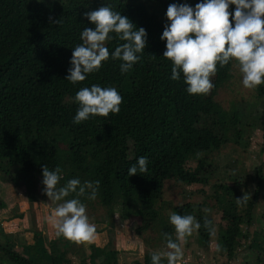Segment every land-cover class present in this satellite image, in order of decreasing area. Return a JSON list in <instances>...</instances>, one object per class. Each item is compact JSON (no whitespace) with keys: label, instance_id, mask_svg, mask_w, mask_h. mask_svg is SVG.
I'll return each mask as SVG.
<instances>
[{"label":"trees","instance_id":"obj_1","mask_svg":"<svg viewBox=\"0 0 264 264\" xmlns=\"http://www.w3.org/2000/svg\"><path fill=\"white\" fill-rule=\"evenodd\" d=\"M200 2L203 0H0V182L13 186L17 194L25 193L33 203L39 194L43 196L42 165L50 170L60 167L62 178L57 187L73 178L81 183L99 180L97 198L80 199L87 210L99 204L105 211L103 228L96 232L103 233L105 243L100 246L70 241L55 232L44 236L38 229L32 231L28 244L0 228V264H90L94 260L118 264L119 252L107 234L115 217L125 227L137 219L135 235L144 242L142 234H151L154 248L165 247L162 234L175 236L162 209V195L165 181L173 178L187 186H210L217 219L202 211L210 208L205 201L186 202L171 210L192 215L201 224L193 232L195 243L209 248L216 234V251L219 246L220 256L229 262L234 259L242 240L248 238L244 227L253 223L264 179L258 168L252 196L246 205L237 206L244 185L234 180L221 183L215 168L210 169L201 156L216 153L228 143L242 144L244 119L215 101L236 62L217 65L209 94L189 95L183 73L179 81L171 79L172 62L163 58L166 41L160 39L169 23L166 12L170 4L194 8ZM108 4L137 29L146 30L147 46L129 72L121 74V61L109 58L99 71L73 85L65 80L73 48L82 43L84 28H94L84 13ZM234 9L230 5L229 11ZM50 16L61 18L62 24H50ZM110 35L113 39L106 47L111 54L123 41ZM92 85L116 88L123 98L120 111L74 124L79 107L74 97ZM255 94L264 102V84L255 88ZM140 156H147L148 171L128 176V169ZM191 162L196 164L191 166ZM3 207L0 200V209ZM87 216L97 226L98 219ZM205 218L214 231L203 226ZM252 246L260 248L258 242ZM152 252L145 250L132 264H151Z\"/></svg>","mask_w":264,"mask_h":264},{"label":"clouds","instance_id":"obj_2","mask_svg":"<svg viewBox=\"0 0 264 264\" xmlns=\"http://www.w3.org/2000/svg\"><path fill=\"white\" fill-rule=\"evenodd\" d=\"M234 5V12L229 11ZM168 24L160 37L166 41L163 58L172 62L171 79L179 81L183 73L186 91L189 95H207L214 85L211 77L217 65L223 67L235 61L242 74L245 89H255L264 84V0H203L195 7L188 4H170L166 12ZM94 28H84L80 34L82 43L72 51L71 67L65 80L75 85L86 79L87 74L99 71L102 63L109 58L121 61V74L129 72L139 62L141 53L147 46V33L137 29L133 22L115 11L111 4L84 13ZM50 24L60 25L62 19L49 17ZM123 41L110 54L106 42L113 39ZM122 96L114 87L102 88L92 85L80 89L74 102L79 105L73 118L74 124H81L90 117H108L118 114ZM147 156H140L128 169V176L148 171ZM61 168L50 170L42 165L44 194L55 204L49 221L55 228L56 236L75 242H92L96 238V225L90 223L87 206L80 197L95 200L100 181H84L73 178L61 187ZM71 194L74 198L66 199ZM251 193L244 192L236 198L237 206H244ZM205 213L209 209H202ZM169 222L174 228V236L163 233L164 250L151 253V264H180L183 258L182 245L187 242L201 224L192 215L172 212ZM214 231L211 221L205 218L204 225ZM217 246V251H220Z\"/></svg>","mask_w":264,"mask_h":264},{"label":"rangeland","instance_id":"obj_3","mask_svg":"<svg viewBox=\"0 0 264 264\" xmlns=\"http://www.w3.org/2000/svg\"><path fill=\"white\" fill-rule=\"evenodd\" d=\"M215 101L226 111L236 110L244 119L242 144H225L218 152L202 155L201 159L211 165L210 169L215 168L214 172L221 183L231 184L234 180L240 185H244L241 190L242 193L249 192L252 196L257 183L256 171L258 168L260 169L259 177L264 179V102L256 97L255 89L250 90L243 87L242 74L236 64L232 66L230 79L218 90ZM195 164L196 162H191V166ZM214 179L211 178L210 181H214ZM261 187L259 199L253 212V223L250 227H244V232L247 233L248 238L242 240L243 245L237 249L232 261H227L224 256H220L216 251V234L213 235L211 246L206 249L195 243V234H193L192 239L182 245L183 258L180 264H264V182ZM42 194L43 196L39 194L37 201L29 203L25 193H21L29 203L27 214L23 215L28 218L22 217V222H26V220L29 222V228L24 230L25 233L35 229L53 231V225L50 223L48 215H51L56 205L50 203L43 191ZM211 195L212 189L209 185L193 184L187 186L173 178L165 181L161 205L164 214L170 216L174 206L186 202L201 203L205 201L210 207L207 208L209 209L207 213L217 219L218 211ZM94 208L88 209L86 214L93 219H98L96 229L102 230L105 211L99 204H96ZM41 209L42 212L39 213ZM138 224V220L134 219L129 227H125L118 217H115L111 221V225L108 226V238L111 239L113 246L119 252L118 264L134 263L137 258L142 257L145 250L157 251L153 246L154 239L151 234H142V237L145 238L144 242L135 235L134 231L137 230ZM20 226L22 227V225ZM4 227L8 230L18 226L15 224L14 227L8 225ZM3 233L9 235V232ZM16 236L18 237V234ZM0 240H3L1 235ZM26 242L29 243V241ZM30 242L32 243V238ZM99 242L105 243L104 239H99ZM253 242H258L260 248L250 247ZM82 243L85 245L86 242ZM164 248H158V250H164ZM85 251L89 253L88 248ZM163 261L167 263L166 259ZM90 264H98V262L96 263L94 260V263L90 262Z\"/></svg>","mask_w":264,"mask_h":264},{"label":"crops","instance_id":"obj_4","mask_svg":"<svg viewBox=\"0 0 264 264\" xmlns=\"http://www.w3.org/2000/svg\"><path fill=\"white\" fill-rule=\"evenodd\" d=\"M26 198L22 196L21 194H17L13 186L9 185L8 183H1L0 182V200L3 203L4 207L0 209V228L3 230V232H9V235H15L18 234L21 238H23L25 241H29L31 243V238H32V232H24V230L28 229L29 227V222L23 221L24 214H27V209H28V201L25 200ZM20 212V213H19ZM42 212V209L39 213ZM48 215V219H49ZM28 218V217H24ZM44 221V220H43ZM22 222V223H20ZM15 224H17L18 227H15L13 229H6L4 226H11L14 227ZM47 224V222H46ZM22 225V227L20 226ZM24 225V227H23ZM14 229H16L14 231ZM116 229V228H115ZM30 230V229H29ZM43 232L44 236H48V231H43L42 229H39ZM17 231V232H16ZM117 231V229H116ZM55 232V228L53 227V231ZM30 233V234H29ZM46 233V234H45ZM103 238V233L98 234L96 233V238L92 242H86L88 243H95L97 246H100L101 243L99 242V239ZM28 243V244H29Z\"/></svg>","mask_w":264,"mask_h":264}]
</instances>
